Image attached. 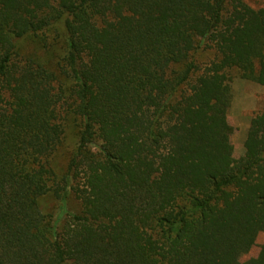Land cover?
Returning a JSON list of instances; mask_svg holds the SVG:
<instances>
[{
	"label": "trees",
	"instance_id": "obj_1",
	"mask_svg": "<svg viewBox=\"0 0 264 264\" xmlns=\"http://www.w3.org/2000/svg\"><path fill=\"white\" fill-rule=\"evenodd\" d=\"M232 71L264 87L246 0H0V264H264V107L236 159Z\"/></svg>",
	"mask_w": 264,
	"mask_h": 264
},
{
	"label": "rangeland",
	"instance_id": "obj_2",
	"mask_svg": "<svg viewBox=\"0 0 264 264\" xmlns=\"http://www.w3.org/2000/svg\"><path fill=\"white\" fill-rule=\"evenodd\" d=\"M246 2L255 9L264 8V0H246ZM63 48V38L59 37L57 44L53 49V56L61 55L63 53ZM229 84L232 92V105L228 113V118L229 123L234 129L232 144L235 148L234 157L237 159L245 153L244 142L251 119L264 107V87L241 79L236 71L231 72ZM71 136L74 137L73 135ZM74 147L75 142L72 139H68L65 143H63L62 147H60L61 151L56 159L58 169L62 170L65 166L68 158L73 152ZM41 204L44 211L50 214V217H52L53 221H55V219L60 215L59 213H61L60 202L51 198H45L41 201ZM68 209L70 212H79L81 207L79 202L72 199L68 203ZM66 216V214L63 215L62 219L64 220ZM263 242L264 234L259 236L256 247L250 255L245 257L243 260L257 256Z\"/></svg>",
	"mask_w": 264,
	"mask_h": 264
}]
</instances>
